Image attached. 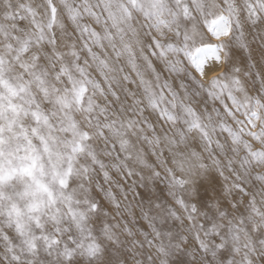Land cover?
<instances>
[{"label": "snow or ice", "instance_id": "obj_1", "mask_svg": "<svg viewBox=\"0 0 264 264\" xmlns=\"http://www.w3.org/2000/svg\"><path fill=\"white\" fill-rule=\"evenodd\" d=\"M64 2L69 22L81 35L87 36L85 48L93 59L98 60V70L104 75L103 70L108 67L107 62L93 53L88 43L91 41L96 46L102 47L103 38L95 29L79 23L82 20L79 9L73 8L67 0ZM128 3L131 8L126 5L121 6L128 20L132 19L134 9L141 12L146 19L154 21L157 30L177 24L181 14L186 20L191 15L190 7L183 4V0H177L178 6H181L178 12L168 9L164 0H128ZM48 7L50 22L46 27L36 22V13L30 6L25 8L32 17L39 35L35 40L28 38L14 57L17 61L15 67L18 69L16 78L20 81L19 84H13L11 78L5 79L13 69L7 67L11 61H6L0 56V121L7 119L5 88L13 101H23L19 106L15 102L8 104V111L16 117L7 120L8 130L12 132L16 128L24 129L23 122L19 121L21 115L24 118H32V136L30 137L27 131L15 133L17 141L15 144L10 143L3 124H0V218H2L0 246L4 248L0 253V264H22V256L25 253L32 257L27 264H37V262L38 264H121L119 259H114L110 255L109 246L118 249L123 243L122 235L132 238L130 241L132 247L129 250L134 255L143 256V259H134L132 264H156L155 254L151 252L153 248L160 256L159 264H234L233 257L240 253V248L230 245L229 241L238 240L239 233L247 230L249 224H255L257 232L264 235V208L256 205L254 197L249 200L243 212L241 211L243 200L240 197L229 201L226 208L222 207L219 196L214 195L213 191L205 189L201 192L198 186L189 187L190 182L183 177H177L175 170L169 167H165V172L168 174L165 177L168 187L165 189L158 191L155 184L148 188L141 183L139 187L145 188L146 191L140 192L136 190V181L125 188L122 179L136 175H140L141 180L144 179L139 168L151 169L150 180L159 178L161 173L156 165L149 164L142 154L138 153L134 157L129 151V143L123 137L116 143L112 142L110 136L120 135V129L115 121L101 123L96 119L97 109L100 111L106 109L93 104L90 99L86 103V94L89 86L101 93L103 88L98 81L89 76L86 65L80 63V53L74 43H69L66 52L59 48L56 33L58 10L52 0H48ZM247 9V23L253 27L264 26V20L260 16V12L264 11V0L249 2ZM88 12L89 15L95 16L98 22L100 21L99 16L91 10ZM166 15L172 16L173 19L171 21L165 19ZM10 19L17 20V17L12 16ZM24 20V16H19L21 27ZM232 24L229 18L227 30L215 33L214 38L218 39L220 35L233 36L232 43L246 52L249 68L255 69L256 62L252 59V49L246 38L244 24L239 21L238 16L235 29ZM61 28L66 29V26L61 25ZM61 35L69 36L70 33L63 31ZM107 35L111 38L110 33ZM177 36L182 38V45H177L174 40L165 43L154 40L153 43L160 49L161 56L166 57L169 52L186 56L201 77L205 74L214 75L221 66V61L228 64L231 60L229 43L215 45L217 51L214 56L209 57L206 53H202L193 57L192 37L187 31L180 33L179 30ZM9 48L17 51L11 44ZM66 55L71 58L69 62H65ZM260 55L261 60L264 61V51ZM25 58L30 62L25 63ZM209 59H212L213 63L209 64ZM49 66L54 70L57 82L63 84L67 81L63 93L56 96L55 101L42 99L43 96L49 95ZM151 67L154 70L155 66ZM172 70L177 69L173 66ZM77 73L79 78L75 75ZM240 73L241 69L238 66L229 65L223 74L229 83L221 85V78L217 77L212 81L211 88L206 91L214 100H220L228 115L235 117L232 110L235 108L237 111L243 110V114L250 119L253 117L260 119L261 113L264 112V99L261 98L264 97V74L259 70L255 72L260 85V95L252 96L248 94ZM244 75L251 77L253 73L249 71ZM191 78L195 81V77ZM25 81L27 83H24ZM34 83L40 85L39 94L32 92ZM196 83L203 88L199 81ZM54 91L61 93L59 88ZM146 91L150 106L159 109L163 97L157 98L154 93L147 89ZM237 92L240 93L239 96L236 95ZM225 94L231 100L232 108L222 99ZM54 102L64 110L63 116L68 120L67 124L63 120H54L53 114H50L49 109L53 107ZM74 105L87 123L97 130V138L104 142L103 148H98L97 138H94L86 128H82L74 116H70ZM183 107L190 115L196 117L189 130L201 129L207 144L210 145L211 138L199 122L195 110L189 105ZM215 111L219 116V110ZM161 114L169 120L175 119L166 109L161 110ZM237 123L241 122L237 121ZM41 128L48 129L49 134L47 136L41 134ZM220 129L229 133L234 144H244L246 155L241 159L240 166L246 175L252 171L253 166H264V149L253 150L252 145L243 140V129L233 130L223 121ZM57 131L63 132L64 137L58 138L54 135ZM249 135L255 136L264 144V131L258 136L254 133ZM37 140L39 144L36 143ZM219 147L223 148V145ZM234 151L238 152V149ZM153 154H156L155 151ZM193 155L198 156L195 152ZM108 157L112 159H106ZM163 163L166 165L167 161ZM173 163L183 171L181 162L173 161ZM214 163L219 173L223 175L220 161L216 160ZM231 165L232 161L229 160L228 167L235 172ZM201 167L207 166L201 165ZM236 176L237 180L241 179L239 173H236ZM253 178L264 185V174L256 172ZM8 188H11L12 192H7ZM172 188L179 189V192H173ZM233 188L242 195H248L247 189L242 184L234 183ZM160 192L170 196L185 215L181 217L172 206L164 208L159 199H152L153 196L159 197ZM130 193L132 199H129ZM136 197L146 199L156 209H162L168 217L178 221L181 226L184 225L185 219L188 220L190 227L185 228L181 233L162 232L156 226V221L163 224L164 217L152 215L151 208L145 210L140 207L141 219L147 222L148 230L143 227H135L134 230L129 226L128 221L123 220V217L129 216L135 224ZM117 216L124 224L119 232L117 229L120 228V223L115 222ZM201 217L206 218L207 223L201 222ZM257 217L258 220L255 219ZM224 220L228 221L227 226L221 223ZM225 227L227 231H224ZM5 229H9L11 234ZM137 234L143 239L137 240L135 238ZM189 235L195 241L194 244L189 242ZM15 238L19 239V243ZM261 244H264V240ZM137 248L147 250L136 252ZM42 251L52 259L42 260L40 258ZM208 257L211 259H207ZM241 264H252V260L246 254Z\"/></svg>", "mask_w": 264, "mask_h": 264}, {"label": "rangeland", "instance_id": "obj_2", "mask_svg": "<svg viewBox=\"0 0 264 264\" xmlns=\"http://www.w3.org/2000/svg\"><path fill=\"white\" fill-rule=\"evenodd\" d=\"M67 2L73 8L79 9L82 14V20L79 23L87 25L90 29H95L103 38L102 47L96 46L91 41H88V43L92 48V52L105 60L108 65L103 70L104 75H101L97 67L98 60L93 59L87 48H85L87 36L81 35L79 30L73 27L68 20L64 0H52L58 10L56 33L59 48L66 52L69 43H74L80 53V63L86 65L89 76L98 81L103 88L101 93L89 86L85 102L87 103L88 99H90L93 104H98L101 108L106 109V111L97 109L96 119L101 123L105 121L116 122V126L120 129V135L109 137L113 143L123 137L129 143V151L134 157L138 153L142 154L146 157L147 162L155 164L157 170L161 173L159 178L150 180L149 177L152 176L151 169L149 167L139 168V172L143 174L144 179L141 180L140 175L122 179L121 182L124 183L125 188L132 185L133 181H136V190L140 192L146 191L145 188L139 187L141 183L148 188L155 184L158 191L165 189L168 187L165 179L168 174L165 172V167H169L175 170L177 177H183L191 182L189 187L198 186L201 192L205 189L213 191L214 195L219 196L222 207L226 208L229 201L240 197L243 200L241 207L243 212L249 200L254 197L256 205L264 208V185H261L253 178L256 172L264 174V166H253L252 171L246 175L240 166L241 159L246 155L244 144H234L229 133L220 129L221 121L233 130L243 129V140L251 144L253 150L264 149V144L256 139L255 136L249 135V133H254L258 136L264 131V112L261 113L260 119L254 117L250 119L243 114V110L237 111L232 108L231 100L225 94L222 99L235 113V117L230 116L225 111L220 100H214L206 91V89L211 88L212 81L217 77L221 78V85L229 83V80L224 78L223 74L229 65H236L241 69L240 76L247 87L248 94L252 96L260 95V85L257 82L255 72L259 70L264 74V61L261 60L260 55L264 51V26L257 25L253 27L247 23V4L249 2L254 3L255 0H183V4H187L191 9L190 18L186 20L181 14L177 24H172L171 27H162L160 30L154 27V21L146 19L141 12L134 9L132 10V19L128 20L121 7L126 5L131 8L132 6L128 3V0H67ZM164 3L172 12H178L181 9V6L177 4V0H164ZM29 6L36 13V22L46 27L50 22L48 0H0V56L4 57L6 61H11L7 67L13 70L8 73L5 79L11 78L13 84L20 83L16 78L18 69L15 67L17 61H14V55L17 54L28 38L35 40L39 35L38 29L33 24L32 17L25 11V8ZM88 10L99 16L100 21L98 22L95 16L89 15ZM21 15L25 17L22 27L19 24V16ZM12 16H16L17 20L10 19ZM237 16L239 21L244 24L246 38L250 42L252 49V59L256 62L255 69L249 68V58L246 52L232 43L233 36L220 35L218 39L214 38L215 33L227 30L229 18H231L233 29H235ZM260 16L264 20V11L260 12ZM165 19L171 21L173 17L166 15ZM61 25H65L66 29H62ZM177 30L180 33L187 31L192 37L193 57L205 52L208 53L209 57L214 56L217 51L215 45L229 43L232 53L231 60L228 64H224L221 61V66L214 75L205 74L201 77L192 66L191 61L183 54L177 55L169 52L166 57L161 56L160 49L157 48L153 41L165 43L174 40L177 45H182L183 40L177 36ZM63 31L69 32L70 35L62 36L61 33ZM108 33L111 34V38L108 37ZM10 44L15 46L17 51L9 48ZM225 59H227L226 55ZM70 60L71 58L66 55L65 62ZM24 62L28 63L30 61L25 58ZM208 63H213L212 59H209ZM152 65L155 66L154 70L151 67ZM173 66L177 69L176 71L172 70ZM48 71L50 73L48 77L49 95L43 96L42 99L55 101V97L63 93V89L67 86V81L63 84L57 82L54 70L50 66ZM249 71L253 75L251 77L245 76L244 73ZM75 75L79 78L78 73ZM191 77H195V81ZM196 81H199L203 88L199 87ZM24 83H27V81ZM56 88L61 89V93H56L54 91ZM39 89L40 85L34 83L32 92L39 94ZM146 89L154 93L157 98L163 97L159 109H153L150 106ZM213 91L218 90L213 89ZM4 94L7 119L0 121V124H3L5 135L10 143L15 144L17 143L15 133L27 131L28 135L32 136V118H24L21 115L19 121L23 122L24 129L16 128L10 132L7 120L16 117H14L12 112L8 111V104L15 102L19 106L23 101H13L6 88ZM236 95L239 96L240 93L237 92ZM261 98L264 99V97ZM184 105H189L195 110L199 122L207 131L208 137L211 138L212 143L210 145L207 144L201 129L192 128L189 130L196 117L190 115L183 107ZM165 109L175 117L174 120H169L166 116H162L161 110ZM215 110H219V116L216 115ZM63 111L60 105L55 104V102L53 107L49 109L50 114H53L54 120H63L67 124L68 120L63 116ZM209 114H211V119H209ZM70 116H74L82 128H86L94 138H97V130L87 123L75 105L71 110ZM237 121L241 123H237ZM253 124L255 127H253ZM40 131L45 136L49 134V130L46 128H41ZM54 135L58 138H63L65 134L57 131ZM145 137L148 139H145ZM36 143L39 144V141L37 140ZM96 143L98 148L104 147V142L98 138ZM219 145H223V148L219 147ZM234 149H238V152L234 151ZM153 151H155V155ZM194 152L198 156L193 155ZM106 159L110 160L112 158L108 157ZM216 160L220 161L223 175L217 170V165L214 163ZM229 160L232 161L231 167L235 169V172L229 169ZM164 161H167L166 165L163 163ZM173 161L181 162L183 171L177 168ZM201 165H206L207 167H201ZM236 173L240 174V180H237ZM197 180H199V183ZM234 183L242 184L247 189L248 195H242L237 192L233 188ZM171 190L179 192L177 188H172ZM6 191L12 192V189L8 188ZM129 199H132L131 193ZM152 199H159L164 208L169 205L172 206L181 217L185 215L174 200L164 192H160L159 197L153 196ZM140 207L145 210L151 208L152 215L164 217L165 222L163 224L156 221V226L162 232L173 231L174 233H181L185 228L190 227L188 220L185 219L184 225L181 226L178 221H173L168 217L162 209H156L146 199L136 197L134 206L135 224H133L129 216L124 215L123 217V220L128 221L129 226L133 227L134 230L135 227H143L148 230L147 222L141 219ZM200 219L201 222L207 223L206 218L201 217ZM255 219L258 220L259 218ZM115 222L120 223V228L117 231H121L124 227L121 218L117 216ZM221 223L227 226L228 221L224 220ZM33 227L35 226L33 225ZM256 227L255 224H249L247 230L239 233L238 240L229 241L230 245L240 248V253L233 257L234 264H241V260L246 254L252 260V264H264V244H261V241L264 240V235H260ZM5 230L10 232L9 229ZM224 231H227V227H225ZM135 238L137 240L143 239L139 234ZM15 239L19 243V239ZM121 239L123 243L118 249H112L109 246L110 255L114 259H119L121 264H132L134 259H143V256L134 255L129 250L132 247L130 242L132 238L122 235ZM189 242L191 244L195 243L190 235ZM165 243H167L166 240ZM146 250V248H137L136 252ZM3 251L4 248L0 246V253ZM151 252L155 254L156 264H159L160 256L156 249H151ZM40 258L45 261L52 259V257L44 254L43 251ZM31 259L32 257L25 253L22 256V264H27ZM207 259H211V257Z\"/></svg>", "mask_w": 264, "mask_h": 264}, {"label": "bare ground", "instance_id": "obj_3", "mask_svg": "<svg viewBox=\"0 0 264 264\" xmlns=\"http://www.w3.org/2000/svg\"><path fill=\"white\" fill-rule=\"evenodd\" d=\"M220 25H222V24H220ZM219 28V27H218ZM214 36V35H213ZM206 53V52H205ZM207 55H208V53H206ZM209 54H211L210 52H209ZM15 56V55H14ZM15 61V60H14ZM211 62V61H210ZM210 64V63H209ZM193 180V179H192ZM199 180H197V182H198ZM204 182V181H203ZM191 183V182H190ZM195 183V182H194ZM193 183V184H194ZM199 183V182H198ZM203 189V188H202Z\"/></svg>", "mask_w": 264, "mask_h": 264}]
</instances>
